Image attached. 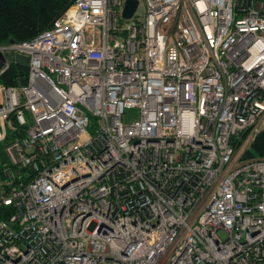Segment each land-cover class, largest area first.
I'll use <instances>...</instances> for the list:
<instances>
[{"label": "built area", "instance_id": "2783aa9c", "mask_svg": "<svg viewBox=\"0 0 264 264\" xmlns=\"http://www.w3.org/2000/svg\"><path fill=\"white\" fill-rule=\"evenodd\" d=\"M126 1L0 43V264H264V0Z\"/></svg>", "mask_w": 264, "mask_h": 264}, {"label": "trees", "instance_id": "16d2710c", "mask_svg": "<svg viewBox=\"0 0 264 264\" xmlns=\"http://www.w3.org/2000/svg\"><path fill=\"white\" fill-rule=\"evenodd\" d=\"M75 0H0V43L32 39L52 26ZM29 65L11 63L0 74V85H23L28 81ZM246 158L264 157V131L246 152ZM3 208L0 209V213ZM13 211L11 208L8 212ZM6 215L0 214V217Z\"/></svg>", "mask_w": 264, "mask_h": 264}, {"label": "water", "instance_id": "95a60500", "mask_svg": "<svg viewBox=\"0 0 264 264\" xmlns=\"http://www.w3.org/2000/svg\"><path fill=\"white\" fill-rule=\"evenodd\" d=\"M138 6H139V0H127L124 9V17L126 19L132 18L135 11L138 9ZM29 60H30L29 56L22 53H16L14 51L5 52V53L0 52V69L3 67L6 61L28 65Z\"/></svg>", "mask_w": 264, "mask_h": 264}, {"label": "rangeland", "instance_id": "374dc122", "mask_svg": "<svg viewBox=\"0 0 264 264\" xmlns=\"http://www.w3.org/2000/svg\"><path fill=\"white\" fill-rule=\"evenodd\" d=\"M145 10V6L143 5V3L141 2L139 5V8L137 10L138 13H143ZM134 112H136V110H134ZM128 121V120H127Z\"/></svg>", "mask_w": 264, "mask_h": 264}]
</instances>
